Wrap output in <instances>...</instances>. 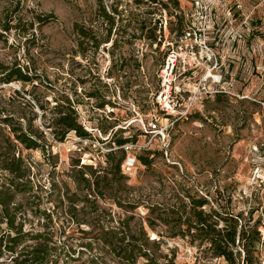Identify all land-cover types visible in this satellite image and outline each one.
Listing matches in <instances>:
<instances>
[{"label": "rangeland", "instance_id": "1", "mask_svg": "<svg viewBox=\"0 0 264 264\" xmlns=\"http://www.w3.org/2000/svg\"><path fill=\"white\" fill-rule=\"evenodd\" d=\"M19 1L18 14L29 22L35 20L34 35L20 37L13 30L7 43L0 41V60H19L41 80L4 84L0 101L12 108L26 98L38 113L36 124L43 125L38 100L53 106L58 92L68 88L79 122L92 134L86 139L71 132L59 141L42 126L46 154L18 147L17 155L31 169L35 190L45 196L52 192V201L45 198L39 208L69 220L66 224L70 222L74 229L67 232L73 236L70 242L77 247L93 240L83 238L85 233L78 230L93 236L103 224L106 229L129 227L137 236L144 228L151 239L161 240L162 255L175 254L176 264H200L197 247L179 234L185 227L180 231L158 222L152 228L148 223L158 214L169 216L177 209L188 216L190 208L184 209L182 202L191 194L208 200L207 211L241 213L252 219L250 224L260 222L262 241L255 255L264 264V0H179L177 13L188 22L185 32L189 33L183 40L172 31L175 8L168 0H102L116 18L110 36L109 24L99 15L98 0H0V16ZM37 14L54 17L39 25ZM75 23L102 39L97 53L92 47L87 56L80 53ZM143 24L157 26L160 46L142 33ZM177 46L181 61L172 75L173 97L180 104L179 112H189L182 120L167 119L154 103L160 66L169 48ZM92 93L99 96H89ZM104 100L113 104L100 107ZM154 125L159 129L153 131ZM8 130L0 126V145H6ZM135 134V145L126 150L121 167L126 179L113 182L105 197L95 196L82 182V173L89 177L82 166L110 168L108 153L120 151L115 140ZM146 150L165 155L154 156L147 166L136 156L146 155ZM18 200L27 209L24 232L31 236L43 231L41 218L32 213L26 198ZM74 200L79 201L73 204ZM73 208L77 211L72 221ZM105 255L112 262L113 254ZM143 262L141 258L139 263ZM223 263L218 257L201 261ZM59 264L91 263L85 254Z\"/></svg>", "mask_w": 264, "mask_h": 264}, {"label": "trees", "instance_id": "2", "mask_svg": "<svg viewBox=\"0 0 264 264\" xmlns=\"http://www.w3.org/2000/svg\"><path fill=\"white\" fill-rule=\"evenodd\" d=\"M98 1L99 15L109 24L108 36H110L116 18L107 10L102 0ZM150 1L162 3L161 0ZM168 3L175 8L176 22L172 31L175 32L177 38L182 39L186 35L185 27L188 26V22L184 15L177 13L180 10L179 0H168ZM162 6L165 9L169 8V4L166 3H163ZM19 11H21L20 1L11 12L0 16V41L7 43L8 36L13 30L20 37L34 35L35 20L31 22L24 20V15L18 14ZM51 17L54 15L37 14L35 19L39 25H42L48 22ZM162 21L160 20L161 29L160 27L158 29L160 31L162 30ZM74 27L79 35L80 53L87 56L90 47L97 53L102 39L97 38L90 28L77 23ZM141 30L148 39L153 41L154 45H157L156 47L161 45V33L157 34V26L150 27L143 24ZM169 50L166 52L165 58ZM165 58L160 68L164 65ZM38 79L41 80L40 76L36 72H31V69L21 64L19 60L8 63L0 60V89L4 84L14 81L34 83ZM159 87L160 82L154 93V103ZM67 89L60 90L61 93L58 92V96L55 98L56 103L53 106H48L50 104L48 101L45 105L38 100V106L43 112L42 117L45 119L43 125L36 124L38 113L26 98H24V102L21 101L12 108L0 101V126L9 128V133L5 138L6 145H0V168L6 173V175L0 176V264H59L63 259L68 262L74 260L76 255L80 257L85 254L88 255L91 264H112L114 262V264H140L141 258L144 259L142 264H176V255L173 254L170 258L168 255H162L159 252L161 240L151 239L144 228L141 229L140 236L132 233L129 227L107 226L109 228L106 229L104 224L101 225V230L93 236H86L90 232L79 229L78 231L85 233L83 238H93V240L75 247L70 242V238L73 236L67 234L69 230H74L70 227V222L66 224L69 220L67 218L61 220L56 211L39 208L45 198H48V202L52 201V192L45 196L41 191L35 190L30 167L25 164L20 154L17 155L19 144L27 149H41L46 154L48 142L42 126L50 129L53 136L59 141H64L71 132H74L79 138H92V134L79 122L75 101ZM89 96L98 97L99 95L92 93ZM106 103L112 102L104 100L100 107L105 106ZM155 106L159 114L169 117L156 103ZM28 112L31 113V116H28ZM135 140L136 134L130 138L120 137L115 140L116 147L120 151L111 150L108 153L110 168L94 169L90 165L82 166L89 171V177L82 173V182L87 190L93 192L95 196L105 197V191L109 187L112 189L113 182L120 183L126 179L121 169L126 160L127 149L125 146L128 143H134ZM146 151V155L137 154L136 156L147 166L152 164L154 156L165 155L159 150ZM19 197L26 198V205L31 207L32 213L42 219L40 221L43 222V231L31 236L30 233L24 232V215L27 209L24 208V202L18 200ZM186 197H188L187 201L183 199L182 203L184 209L190 208L188 216H184L178 209L169 216L158 214L154 220H148L150 227L155 228L158 222L173 229L179 228L180 231L182 227H185L179 234L184 238L188 236V243L197 247L196 262L198 261L200 264L202 260L209 257L221 258L224 261L223 264H237L241 261L244 264H261L255 255L257 247L262 241V234L259 230L260 222L256 221L250 224L252 219H246L241 213L220 214L216 211H207L205 207L209 202L205 197L191 194ZM77 201L74 200L73 204ZM73 209L70 211L72 221L75 211H77L76 208ZM4 223L6 224L5 228L2 227ZM77 223L81 224L80 221ZM175 236L176 234L173 235V237ZM29 241H33V243H29ZM203 244H208L209 248H202ZM242 252L245 253L244 258H241ZM108 253H112L115 259L112 258L110 263L105 260V254Z\"/></svg>", "mask_w": 264, "mask_h": 264}, {"label": "built area", "instance_id": "3", "mask_svg": "<svg viewBox=\"0 0 264 264\" xmlns=\"http://www.w3.org/2000/svg\"><path fill=\"white\" fill-rule=\"evenodd\" d=\"M199 2V0L197 1ZM164 29H167V21L164 23ZM189 32H186V35ZM186 35L184 36L186 38ZM183 37V38H184ZM183 38L181 40H183ZM175 47V46H174ZM170 48L168 55L165 58L164 65L160 68L159 71V78H160V87L157 93L155 94V103L158 105V107L165 111V113L169 116L166 117L167 119H175V120H182L184 118H187L188 111L184 114L179 112V103L175 101L173 97V73L174 68L177 67L178 62H180V55L178 53V48ZM159 129L158 125H154L153 131ZM134 143H128L125 146V149L129 150L134 147Z\"/></svg>", "mask_w": 264, "mask_h": 264}]
</instances>
